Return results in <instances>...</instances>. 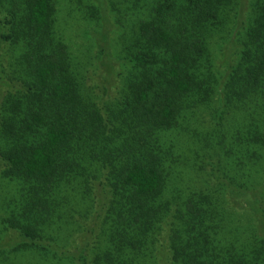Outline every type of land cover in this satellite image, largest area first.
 Returning a JSON list of instances; mask_svg holds the SVG:
<instances>
[{"label":"trees","instance_id":"1","mask_svg":"<svg viewBox=\"0 0 264 264\" xmlns=\"http://www.w3.org/2000/svg\"><path fill=\"white\" fill-rule=\"evenodd\" d=\"M126 1H111L117 18ZM229 1L152 2L149 20L129 39L133 51L117 59L125 73H114L116 93L93 103L82 96L67 48L54 34L51 0H0V51L19 50L0 100L1 174L22 192L20 205L8 208L2 221L3 235L12 237L0 251L47 252L73 264H264V190L252 191L261 214L254 238L239 247L221 244L210 232L217 217L212 196L183 195L170 186L172 149L160 140L183 110L209 103L218 85L227 111L212 136L223 131L241 163L264 147V0L250 6L243 40L229 44L226 57L237 60L221 85L208 46L225 23ZM93 4L83 11L92 22L103 8L100 0ZM229 112L241 115L228 122ZM247 186L225 182L222 188L244 194ZM77 196L94 210L92 237L71 248L49 244L53 220L72 217ZM88 219L81 214L79 229ZM101 235L103 252L97 251Z\"/></svg>","mask_w":264,"mask_h":264},{"label":"rangeland","instance_id":"2","mask_svg":"<svg viewBox=\"0 0 264 264\" xmlns=\"http://www.w3.org/2000/svg\"><path fill=\"white\" fill-rule=\"evenodd\" d=\"M89 1L97 4L99 0ZM89 1L51 0L54 8L53 30L55 36L63 41L67 48L70 66L80 85L82 96L92 100L93 103H101L116 93L120 78H115L114 75L125 73V69L117 59L133 51L129 39L132 38L134 28L140 21L149 20L147 19L149 6L156 0L122 2V5L117 6L121 13L119 18L117 13L113 12L111 1L118 4L120 0H100L103 3L101 19L94 22L83 13L87 4L94 5ZM254 1L230 0L228 2L230 4L226 7L225 23L221 31L210 40L208 46L210 63L214 60L218 72V80L214 77L216 84L218 81L222 85L229 68L237 60L235 55L231 62L227 59L229 44L232 42L239 44L243 40V29L252 17L250 6ZM239 21L245 22L244 25L240 26ZM16 47H1L0 100L5 91L4 82L7 81L5 74L9 73V65L18 56ZM238 51L239 47L235 54ZM108 66L113 67V74L110 73ZM219 88L221 89V86ZM219 88L218 85L214 88V96L209 103L194 107L193 110L189 108L183 110L176 125L162 134L160 140L163 147L172 149V165L168 170L167 182L183 195L187 193L211 195L212 199L209 202H213L211 208L216 211L217 216L211 224L213 228L210 232L213 238L220 240L221 244L232 243L234 247H239L243 240L254 238V227L257 226L255 224L261 215L258 207L259 199L256 201L253 192L256 194L264 190V147L255 148L256 157L251 159V162L245 158L246 160L241 163L235 158L241 157L242 154H236L229 137L221 138L223 131L218 138L212 136L216 130L219 131L222 111H227L222 106ZM240 115V112L235 114L229 112L225 118L229 122L230 118L238 119ZM1 173L0 163V243L6 244L8 239L5 237L10 235V239L12 232L3 235L5 228L2 221L9 215L8 208H16L20 205L22 192L19 183L5 179ZM225 182H229L236 189L241 182H245L250 188L246 193L241 194L233 192L231 188H222ZM220 183L223 185H219ZM78 187L76 185L75 189ZM70 203L74 207V214L60 223L53 220L56 225L47 234L49 244L55 243L71 248L74 244L82 245L92 237L90 228H94L96 222L91 218L94 210L90 212V203L82 201L79 196L71 197ZM85 213L89 214V219L83 222L84 224L81 223L79 229V218ZM84 227H86L85 232ZM8 248L4 247L0 251V264H73L47 252L30 251L14 254ZM107 248L105 239L101 235L97 251L103 252ZM135 263L151 264L145 259H137Z\"/></svg>","mask_w":264,"mask_h":264}]
</instances>
